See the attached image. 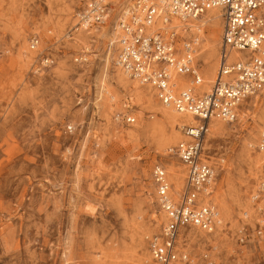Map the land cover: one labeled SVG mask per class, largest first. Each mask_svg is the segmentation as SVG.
I'll list each match as a JSON object with an SVG mask.
<instances>
[{
  "label": "rangeland",
  "instance_id": "obj_1",
  "mask_svg": "<svg viewBox=\"0 0 264 264\" xmlns=\"http://www.w3.org/2000/svg\"><path fill=\"white\" fill-rule=\"evenodd\" d=\"M90 1L0 0V264H154L147 238L164 218L152 170L165 167L175 188L169 168L181 166L168 149L182 137L149 89L135 85L138 97L134 83L117 81L107 33L137 0H107V24L84 30L77 14ZM201 26L199 53L204 44L216 50L209 64L206 54L196 58L204 76L211 66L217 72L222 21L212 32ZM262 128L264 92L246 99L221 134L208 133L210 201L221 225L187 233L194 264L204 252L215 264H264L261 215L250 202L264 178L254 149Z\"/></svg>",
  "mask_w": 264,
  "mask_h": 264
},
{
  "label": "built area",
  "instance_id": "obj_2",
  "mask_svg": "<svg viewBox=\"0 0 264 264\" xmlns=\"http://www.w3.org/2000/svg\"><path fill=\"white\" fill-rule=\"evenodd\" d=\"M215 9L222 21L218 68L209 91H203L196 62L200 35L187 24ZM110 16L107 0H92L77 14L78 26L84 30L104 27ZM125 16L117 18L115 67L149 89L161 106L195 120V125L179 129L181 140L168 149V156L185 172L178 196L172 192L165 167L156 165L152 170L155 202L164 222L158 234L147 238L148 251L154 264H194L186 247L187 233L210 235L221 225L210 201L216 171L204 148L209 124L234 123L242 103L264 92V0H137ZM37 45L36 38L30 40V50ZM232 53L244 55L231 57ZM43 64L49 66L51 61L46 58ZM179 77L188 81H179ZM134 122V118H125L128 125ZM254 149L264 152V128ZM250 202L261 215L256 223V235L261 236L264 178L251 193ZM239 235L243 244L244 230ZM201 260L215 264L208 252Z\"/></svg>",
  "mask_w": 264,
  "mask_h": 264
},
{
  "label": "bare ground",
  "instance_id": "obj_3",
  "mask_svg": "<svg viewBox=\"0 0 264 264\" xmlns=\"http://www.w3.org/2000/svg\"><path fill=\"white\" fill-rule=\"evenodd\" d=\"M127 13V10H124L123 13L118 17V18H122L125 16V14ZM126 17V16H125ZM124 17V18H125ZM123 18V19H124ZM219 18L221 19V13L219 10L215 9V10H211L209 11L205 16H203L202 18H200L199 20L195 21V22H189L187 24V26L191 29V32L195 33H199L200 35V38H201V33H202V26H201V23H204L206 26L209 27L210 29V32H212V28L214 26V24L219 21ZM204 19V20H203ZM174 25H179L176 21L173 22ZM204 26V25H203ZM83 29V28H81ZM111 30L107 33V37H108V46L110 48H113L116 46V43H117V33H118V29H117V20L116 22L114 23V25L110 28ZM79 30V28L77 29V31ZM204 33V32H203ZM215 48L213 46V44H211L210 46H206V44L202 45V49H201V52L197 54V57L199 55H202V54H206L207 55V59L204 60V64H209L210 61H212L210 59L209 61V58H212L215 55ZM233 56H241V54L239 53H232L231 54V57ZM213 59V58H212ZM118 78H117V81L120 83V84H125V85H128L126 82L127 80L129 82H132L134 83V86L135 85H138L135 81H132L130 80L124 73H122V71H120L118 69ZM203 77V84L199 87V89L203 90V91H209L211 85L213 84L214 80H215V77H216V73H215V70H214V67L211 66V68L208 70V72L206 74H204ZM139 86V85H138ZM128 87V86H127ZM135 89V93L136 95L139 97L140 96V92H138V87H134ZM103 90V88H102ZM103 93V92H102ZM142 97L144 94H141ZM163 107V106H162ZM162 115L163 117L166 119V121H168L167 123H170L171 125H176L178 127L177 129V134H179L180 132V128L181 127H184V126H193L195 125V120L192 119L191 117L189 116H182V115H179L177 114L176 112H174L171 108H165L163 107L162 108ZM229 123H226V122H222V121H212L210 122L209 124V127H208V133H211V135H219L221 134V130L224 129V127L228 126ZM176 131V130H175ZM207 133V135H208ZM182 137V136H181ZM207 137V136H206ZM178 138V137H177ZM260 156L261 157H264V152L260 153ZM260 159V158H259ZM258 159V161H259ZM261 161V160H260ZM180 170H174V169H170L169 168V176L171 178V181L174 182L175 184V191L174 189L172 188V192L175 194V196H178L179 194V190H181V186L182 183H183V176H184V173H183V168H179ZM179 191V192H178ZM196 235V234H195ZM200 236H204L203 233L201 234H198ZM189 236V235H188ZM202 238V237H201ZM200 238V239H201ZM208 238V237H207Z\"/></svg>",
  "mask_w": 264,
  "mask_h": 264
}]
</instances>
